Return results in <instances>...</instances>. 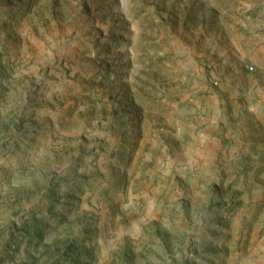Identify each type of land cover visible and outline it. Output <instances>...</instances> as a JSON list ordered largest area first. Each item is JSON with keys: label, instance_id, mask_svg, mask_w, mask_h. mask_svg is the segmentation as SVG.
<instances>
[{"label": "rangeland", "instance_id": "obj_1", "mask_svg": "<svg viewBox=\"0 0 264 264\" xmlns=\"http://www.w3.org/2000/svg\"><path fill=\"white\" fill-rule=\"evenodd\" d=\"M0 264H264V0H0Z\"/></svg>", "mask_w": 264, "mask_h": 264}, {"label": "built area", "instance_id": "obj_2", "mask_svg": "<svg viewBox=\"0 0 264 264\" xmlns=\"http://www.w3.org/2000/svg\"><path fill=\"white\" fill-rule=\"evenodd\" d=\"M249 69H250V71H254V68L253 67H250ZM215 84H217V82Z\"/></svg>", "mask_w": 264, "mask_h": 264}]
</instances>
